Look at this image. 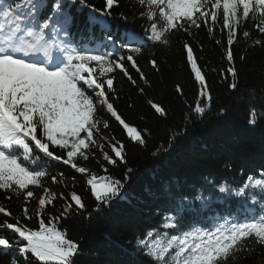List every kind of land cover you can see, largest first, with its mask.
<instances>
[{
  "label": "trees",
  "instance_id": "obj_1",
  "mask_svg": "<svg viewBox=\"0 0 264 264\" xmlns=\"http://www.w3.org/2000/svg\"><path fill=\"white\" fill-rule=\"evenodd\" d=\"M55 1L43 0L42 9H48V4H55ZM75 1L73 14L67 15L68 24H74L73 29L80 27L79 32H87L85 22L92 15V18L103 19L105 25L100 26L110 37L126 40V34L135 33L143 44L142 52L133 55L150 86L143 85L129 67L137 84L144 88L141 95L117 70L110 74L115 76L116 88L110 99L127 122L144 130L145 144L131 142L114 118L101 115L103 136L123 142L126 162L108 164L101 151L93 148L94 155H90L88 161L78 158L77 163L97 176L105 175L104 168H107L108 175L124 182L121 196L110 204H98L86 183L89 174H80L60 161H47L34 148L36 165L49 169L45 187L57 193V200L45 208L44 215L48 218L61 216L71 192L75 191L82 197L85 208H73L57 222L58 227L66 229L68 237L79 244L74 264H156L145 254V248L138 245V240L145 239L152 230L156 231L150 239L155 240L166 231L171 236L193 226L205 228L226 215L233 216L232 203L238 197L219 193L216 185L227 182L238 187L248 176L264 173V43H255L264 41V34L255 27L258 21L250 18L242 22L232 45L238 85L232 89V78L227 73L230 66L226 59L227 29L220 30L222 23H217L212 34L208 32V25L192 27L188 33L173 31L168 34L169 46H163L148 39L145 29L149 21L140 15L144 8L138 0H114L111 9L106 7V0H84L83 4L81 0ZM88 8L92 11H87ZM97 12L107 15L99 18ZM245 30L249 31V37L243 36ZM88 33L90 35V30ZM217 40L221 43L217 44ZM185 43L193 47L210 87L211 106L202 117L192 115V106L199 100V85L194 82L186 62ZM127 54L128 50L122 51L111 59ZM152 59L158 61V71L151 67L149 61ZM177 85L182 95L177 92ZM149 99L161 103L167 114H157L147 103ZM253 109L257 114L256 122L250 123ZM190 115L192 118L188 119ZM104 122L109 125L107 129H103ZM185 128L187 131L183 133ZM177 133L183 134L170 141ZM98 142L104 144V151L113 155L106 141ZM50 150L65 155L55 146L50 145ZM129 168L133 171L125 181ZM60 173L64 174L62 179ZM51 175H56L60 182L53 183ZM210 179L213 183L208 182ZM32 190L34 197L30 200H25L23 194L17 196L0 190V206L12 213L11 217L0 214V226L19 220L33 230L38 229L36 197L41 196L43 190L34 186ZM201 191L211 198L207 206L195 199ZM61 193L64 198H60ZM253 197L262 200L264 194L259 189H249L244 199L248 201ZM183 198L192 203L181 208ZM25 206L31 219L24 216ZM165 216L177 217L176 230L161 227ZM3 235L14 243L7 254L0 252V264H13L14 259L18 264H38L31 254L27 261L20 258L16 249L22 244L17 234L7 230ZM248 244L251 251L239 253L237 259H229L227 264H264V246L251 240Z\"/></svg>",
  "mask_w": 264,
  "mask_h": 264
},
{
  "label": "snow or ice",
  "instance_id": "obj_2",
  "mask_svg": "<svg viewBox=\"0 0 264 264\" xmlns=\"http://www.w3.org/2000/svg\"><path fill=\"white\" fill-rule=\"evenodd\" d=\"M113 3L114 0H106V7L111 9ZM138 3L144 8L140 15L149 21V27L145 29L148 39L163 46H169L168 34L173 31L188 33L192 27L208 25V32L212 34L217 23H222L220 30L227 29L226 59L230 64L227 73L232 78L230 88L238 87L232 45L242 22L250 18L258 21L255 27L264 34V0H138ZM43 7V0H22L15 5L5 3L0 8V190L17 196L23 194L25 200L34 197L32 186L43 190V194L36 197L38 229L33 230L19 220L5 222L0 226V252L7 254L12 250L14 242L3 235V232L11 230L18 235L22 246L16 251L25 261L31 254L38 264H74L79 244L70 239L67 230L58 227L57 222L73 208L84 209L85 204L82 197L73 191L61 216L48 218L44 215L45 208L57 200V193L45 187L49 169L36 165L33 149H38L52 161L69 165L80 174H89L86 183L98 204H110L121 196L124 182L108 175L107 168H104L105 175L97 176L79 165L77 160L88 161L90 155H94L92 149L98 148L108 164L126 162L123 142L103 136L100 127L102 114L114 118L131 142L145 144L144 130L127 122L114 107L110 97L116 92L115 76L110 74L119 70L143 95L144 88L137 84V79L129 72L130 67L143 85H150L133 55H139L143 47L137 34H126V43L120 47H127L129 54L119 55L113 60L110 53H101L99 48L91 50L76 46L60 37L61 17L65 25L69 22L60 0L53 5L52 16L41 22L38 17ZM90 23L105 25L103 19L96 17ZM63 31L66 36L67 28ZM249 35V31L243 32L244 37ZM106 39L111 40V37ZM184 48L194 82L199 85L200 99L192 106V115L202 117L211 105L209 83L193 47L185 43ZM149 63L153 69L159 70L157 60L152 59ZM176 90L182 95L179 85ZM147 103L157 114H167L161 103L152 99ZM256 115L253 109L250 123L256 122ZM108 127L104 122L103 129ZM186 131L185 128L183 133ZM183 133H177L170 141ZM98 140L106 141L113 155L104 151V144ZM50 145L64 151L65 155H57L55 150H50ZM132 171L130 168L127 170L125 181ZM59 176L62 179L64 174ZM50 178L53 183L60 182L56 175ZM208 182L213 183L211 179ZM216 189L219 193L241 198L246 197L249 189H259L264 193V173L248 176L238 187L225 182L216 185ZM59 195L64 198L63 193ZM195 199L200 200L202 206H207L211 198L205 197L201 191ZM186 203L190 205L192 201L183 198L181 208ZM251 203H257L255 197ZM23 213L31 219L27 206ZM0 214L12 216L3 206H0ZM178 226L179 221L174 216H165L161 225L169 230H176ZM155 231H149L145 239L138 240V245L145 248V254L156 264H227L229 259H237L239 253L251 251L250 240L264 246V209L259 214L246 209L244 220L225 217L211 228L193 226L171 236L166 231L152 240L150 238ZM13 264H18V260L14 259Z\"/></svg>",
  "mask_w": 264,
  "mask_h": 264
}]
</instances>
